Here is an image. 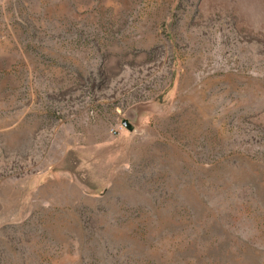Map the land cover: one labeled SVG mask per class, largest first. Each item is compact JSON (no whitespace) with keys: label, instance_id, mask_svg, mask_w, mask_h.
<instances>
[{"label":"rangeland","instance_id":"rangeland-1","mask_svg":"<svg viewBox=\"0 0 264 264\" xmlns=\"http://www.w3.org/2000/svg\"><path fill=\"white\" fill-rule=\"evenodd\" d=\"M0 264H264V0H0Z\"/></svg>","mask_w":264,"mask_h":264},{"label":"water","instance_id":"water-1","mask_svg":"<svg viewBox=\"0 0 264 264\" xmlns=\"http://www.w3.org/2000/svg\"><path fill=\"white\" fill-rule=\"evenodd\" d=\"M125 124H127V122H125Z\"/></svg>","mask_w":264,"mask_h":264}]
</instances>
